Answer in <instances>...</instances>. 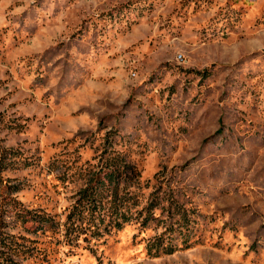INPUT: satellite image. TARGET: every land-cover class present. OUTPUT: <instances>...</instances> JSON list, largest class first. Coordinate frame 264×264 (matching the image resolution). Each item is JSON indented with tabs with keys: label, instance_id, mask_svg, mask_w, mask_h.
<instances>
[{
	"label": "rangeland",
	"instance_id": "rangeland-1",
	"mask_svg": "<svg viewBox=\"0 0 264 264\" xmlns=\"http://www.w3.org/2000/svg\"><path fill=\"white\" fill-rule=\"evenodd\" d=\"M1 154L0 262L264 264V0H0Z\"/></svg>",
	"mask_w": 264,
	"mask_h": 264
},
{
	"label": "trees",
	"instance_id": "trees-1",
	"mask_svg": "<svg viewBox=\"0 0 264 264\" xmlns=\"http://www.w3.org/2000/svg\"><path fill=\"white\" fill-rule=\"evenodd\" d=\"M2 151H3V150H2ZM2 151H1V153H2ZM0 160H4V158H3V154H1ZM0 181H2L1 177H0ZM123 221L125 222L126 219L124 218ZM117 225L120 226V224H117ZM10 263H11V264H19V263L13 261V260L10 261ZM0 264H7V262H6V263H4V262H0Z\"/></svg>",
	"mask_w": 264,
	"mask_h": 264
}]
</instances>
